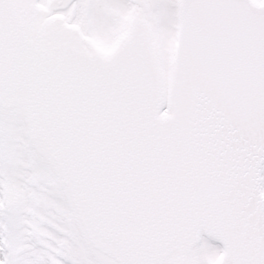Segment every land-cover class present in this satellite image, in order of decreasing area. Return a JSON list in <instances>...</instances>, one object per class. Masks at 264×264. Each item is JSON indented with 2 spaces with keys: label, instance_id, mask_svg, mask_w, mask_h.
Wrapping results in <instances>:
<instances>
[{
  "label": "snow or ice",
  "instance_id": "6c2138e0",
  "mask_svg": "<svg viewBox=\"0 0 264 264\" xmlns=\"http://www.w3.org/2000/svg\"><path fill=\"white\" fill-rule=\"evenodd\" d=\"M0 264H264V0H0Z\"/></svg>",
  "mask_w": 264,
  "mask_h": 264
}]
</instances>
